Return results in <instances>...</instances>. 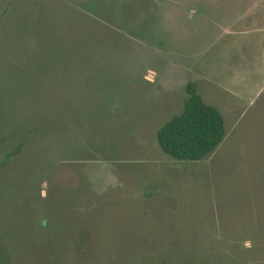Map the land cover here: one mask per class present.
<instances>
[{
  "label": "rangeland",
  "instance_id": "374dc122",
  "mask_svg": "<svg viewBox=\"0 0 264 264\" xmlns=\"http://www.w3.org/2000/svg\"><path fill=\"white\" fill-rule=\"evenodd\" d=\"M0 264H264V0H0Z\"/></svg>",
  "mask_w": 264,
  "mask_h": 264
},
{
  "label": "trees",
  "instance_id": "16d2710c",
  "mask_svg": "<svg viewBox=\"0 0 264 264\" xmlns=\"http://www.w3.org/2000/svg\"><path fill=\"white\" fill-rule=\"evenodd\" d=\"M185 92L182 112L157 131L156 141L172 160L195 163L213 154L226 132L221 113L203 102L193 83L186 85Z\"/></svg>",
  "mask_w": 264,
  "mask_h": 264
},
{
  "label": "crops",
  "instance_id": "0c3cea01",
  "mask_svg": "<svg viewBox=\"0 0 264 264\" xmlns=\"http://www.w3.org/2000/svg\"><path fill=\"white\" fill-rule=\"evenodd\" d=\"M217 150V149H216Z\"/></svg>",
  "mask_w": 264,
  "mask_h": 264
}]
</instances>
